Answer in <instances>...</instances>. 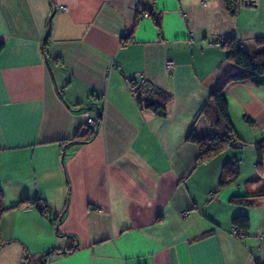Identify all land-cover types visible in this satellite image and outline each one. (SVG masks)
<instances>
[{"label": "crops", "instance_id": "1", "mask_svg": "<svg viewBox=\"0 0 264 264\" xmlns=\"http://www.w3.org/2000/svg\"><path fill=\"white\" fill-rule=\"evenodd\" d=\"M225 35L249 52L264 35V0H239L234 16L223 0H0V264H19L22 245L35 255L65 248L35 207H13L35 195L77 243L45 264H264V151L254 165L264 79L223 88L235 139L247 145L225 156L238 159L237 184L218 188L221 160H197L184 139L191 126L207 134L198 111L235 70L216 45ZM134 78L172 95L164 117L135 102ZM98 108L94 136L69 142ZM246 193L256 194L251 205L227 200ZM236 213L249 219L243 238L230 231Z\"/></svg>", "mask_w": 264, "mask_h": 264}, {"label": "trees", "instance_id": "2", "mask_svg": "<svg viewBox=\"0 0 264 264\" xmlns=\"http://www.w3.org/2000/svg\"><path fill=\"white\" fill-rule=\"evenodd\" d=\"M239 0H223V7L230 16H234L237 10ZM142 13V12H141ZM146 16L152 18L155 26L159 30L160 18L155 15L152 11H145ZM48 30H46L42 42H41V53L48 58L46 55V44H47ZM129 37H125L122 42L128 40ZM220 46L225 50V58L231 62L235 70L224 75L214 86L209 90L206 102L203 104L198 114L203 115L209 131L205 135H197L191 126L185 134L184 139L188 142L194 143L198 149L197 160L202 162H213L218 160L220 162L219 175L217 178V187L223 188L234 183L239 176V163L238 159L230 156H226L227 150L232 153L234 150L242 148L244 143L242 141H236L234 128L230 120L227 101L223 95L224 86L233 81H248L254 86H258L264 79V35L256 36L251 42V50L246 51L239 41L235 39L233 35H225L218 40ZM3 46L0 41V50ZM134 83L132 90L135 102L143 109H148L159 117H164L167 110V105L172 100V95L155 86L151 81L142 79L141 82L131 81ZM96 116H100L99 108ZM245 121L251 123V120L244 115ZM95 134V130H86L80 134H75L72 139H67L69 142L87 141L91 139ZM66 141V142H68ZM261 141L254 143L255 162L254 165L259 170L263 156V146ZM256 194H234L231 195L227 200L234 204L251 205L252 200L249 198ZM26 204H31L37 209V211L47 217L48 221L55 227L57 235L66 237L67 244L65 248L56 249L49 248L38 255L31 254L22 245L23 258L19 264H45L54 255H62L73 251L77 248L75 238L69 234H61L57 230V224L59 222L58 216H51L47 211V207L41 201L40 197L35 195L27 203V197H20L13 207H18ZM6 206L3 202V191L0 186V217L5 211ZM62 214V213H61ZM230 231L239 238H243L249 228V219L245 213H236L231 216L230 219ZM209 231L202 232L199 237L207 235ZM196 237V238H197ZM72 241L74 245L71 244ZM71 242V243H70ZM0 236V248L5 244Z\"/></svg>", "mask_w": 264, "mask_h": 264}, {"label": "built area", "instance_id": "3", "mask_svg": "<svg viewBox=\"0 0 264 264\" xmlns=\"http://www.w3.org/2000/svg\"><path fill=\"white\" fill-rule=\"evenodd\" d=\"M62 8V7H61ZM64 9V7H63ZM144 16H146V13L143 14ZM216 45H220L219 42L216 43ZM166 66L167 68H170L172 66L171 62H166ZM136 81L137 83L138 82H141L142 79H136L134 78L133 82ZM129 85H130V89L132 90L134 88V83H132L131 81L129 82ZM97 123H98V120H97V116L96 114H89L85 117L84 119V124L86 126V128L88 129H96L97 128ZM264 143V141H263ZM261 235V234H260ZM260 237V236H259ZM261 240H263V238H260ZM264 241V240H263Z\"/></svg>", "mask_w": 264, "mask_h": 264}, {"label": "rangeland", "instance_id": "4", "mask_svg": "<svg viewBox=\"0 0 264 264\" xmlns=\"http://www.w3.org/2000/svg\"><path fill=\"white\" fill-rule=\"evenodd\" d=\"M133 90V89H132ZM131 90V91H132ZM97 120H98V122H99V117H97ZM97 127H98V123H97ZM97 129V128H96ZM96 129H93V130H96ZM89 130H91V129H89ZM247 145H244L243 147L245 148ZM262 146H263V149H264V143L262 142ZM247 148V147H246ZM234 184H237V182L236 183H234ZM49 215L47 214V217H48ZM261 234V235H260ZM258 235L260 236L259 238H263V240H264V229L262 230V231H260L259 233H258ZM262 240V241H263ZM26 248V247H25ZM27 249V248H26ZM29 252V251H28ZM31 254H34V253H31Z\"/></svg>", "mask_w": 264, "mask_h": 264}]
</instances>
